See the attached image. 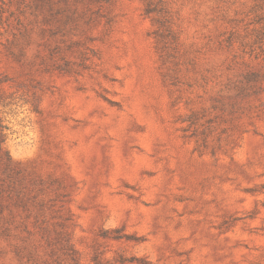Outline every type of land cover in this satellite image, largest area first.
Listing matches in <instances>:
<instances>
[{
	"label": "rangeland",
	"instance_id": "374dc122",
	"mask_svg": "<svg viewBox=\"0 0 264 264\" xmlns=\"http://www.w3.org/2000/svg\"><path fill=\"white\" fill-rule=\"evenodd\" d=\"M163 1L0 0V264H264V6Z\"/></svg>",
	"mask_w": 264,
	"mask_h": 264
},
{
	"label": "trees",
	"instance_id": "16d2710c",
	"mask_svg": "<svg viewBox=\"0 0 264 264\" xmlns=\"http://www.w3.org/2000/svg\"><path fill=\"white\" fill-rule=\"evenodd\" d=\"M144 1V14L151 16L152 14H157L159 17L156 19L158 24L163 25L166 22L165 17H160L163 14L165 5L163 0H143ZM264 6V0H260ZM260 27L249 28L248 26L243 28V33L238 30H233L231 35H229L224 42L228 47L232 49H237L240 53L249 57L252 56L253 52L258 49L259 56L263 57L264 60V14L259 18ZM242 56V57H243ZM259 75L255 72L248 71L242 75L243 83L246 88L240 89L241 92L249 89H253V83L258 81Z\"/></svg>",
	"mask_w": 264,
	"mask_h": 264
}]
</instances>
